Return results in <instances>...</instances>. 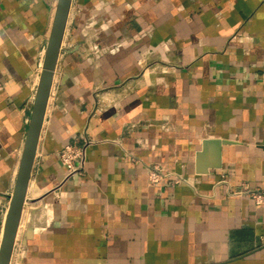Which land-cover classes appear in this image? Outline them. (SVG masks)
Instances as JSON below:
<instances>
[{
	"label": "crops",
	"instance_id": "1",
	"mask_svg": "<svg viewBox=\"0 0 264 264\" xmlns=\"http://www.w3.org/2000/svg\"><path fill=\"white\" fill-rule=\"evenodd\" d=\"M57 3L0 0V243ZM263 142L264 0H73L12 264H264Z\"/></svg>",
	"mask_w": 264,
	"mask_h": 264
},
{
	"label": "water",
	"instance_id": "2",
	"mask_svg": "<svg viewBox=\"0 0 264 264\" xmlns=\"http://www.w3.org/2000/svg\"><path fill=\"white\" fill-rule=\"evenodd\" d=\"M73 0H58L56 12L45 50L39 84L34 97L31 118L20 160L14 191L10 198L4 230L0 243V264H11L20 223L27 202V194L35 166L40 138L42 135L47 108L53 88L56 67L63 50V41L67 30ZM220 145L219 141L206 140L198 161L202 160L210 146ZM264 149V142L261 143ZM221 164L214 160L209 168H219ZM202 172H208L203 170ZM33 216V211L31 212ZM29 216V217H30ZM29 218L25 227V236L30 238L35 231L33 221Z\"/></svg>",
	"mask_w": 264,
	"mask_h": 264
},
{
	"label": "built area",
	"instance_id": "3",
	"mask_svg": "<svg viewBox=\"0 0 264 264\" xmlns=\"http://www.w3.org/2000/svg\"><path fill=\"white\" fill-rule=\"evenodd\" d=\"M63 48V46H62ZM94 50L96 52H100V48L95 45ZM53 94V88L51 92V96ZM50 96V98H51ZM59 158L63 166H65L67 171V177L73 176L75 174L82 175L85 170V161H86V146L81 138H77L72 141L70 144L65 146L60 154ZM149 180L154 183H163L168 182L172 186H176L182 184L187 181L182 175H174L173 172L168 171L166 168L160 165H155L149 169ZM250 196L254 199L256 204L262 205L264 204V193L263 192H256L252 191L249 192ZM28 206V201L26 202L24 212ZM21 231L16 239L14 252L12 256V261L15 258V254L21 253V247L19 246V239H20Z\"/></svg>",
	"mask_w": 264,
	"mask_h": 264
},
{
	"label": "bare ground",
	"instance_id": "4",
	"mask_svg": "<svg viewBox=\"0 0 264 264\" xmlns=\"http://www.w3.org/2000/svg\"><path fill=\"white\" fill-rule=\"evenodd\" d=\"M48 215H50V213H49ZM23 223H24V221H22V224H21V226L19 227L18 235H19V233H20V231H21V229H22V227H23ZM40 229H41V228H40ZM36 230H37V228H36Z\"/></svg>",
	"mask_w": 264,
	"mask_h": 264
},
{
	"label": "rangeland",
	"instance_id": "5",
	"mask_svg": "<svg viewBox=\"0 0 264 264\" xmlns=\"http://www.w3.org/2000/svg\"><path fill=\"white\" fill-rule=\"evenodd\" d=\"M26 218H27V217H26ZM26 220H27V219H26ZM26 224H27V221H26V223H25V221H24V223H23V227H22L21 231H23V228L26 227Z\"/></svg>",
	"mask_w": 264,
	"mask_h": 264
}]
</instances>
